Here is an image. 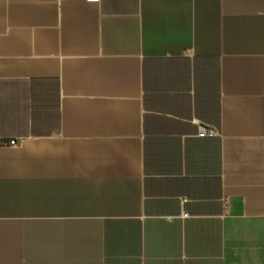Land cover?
<instances>
[{
    "label": "crops",
    "instance_id": "crops-1",
    "mask_svg": "<svg viewBox=\"0 0 264 264\" xmlns=\"http://www.w3.org/2000/svg\"><path fill=\"white\" fill-rule=\"evenodd\" d=\"M0 264H264V0H0Z\"/></svg>",
    "mask_w": 264,
    "mask_h": 264
},
{
    "label": "built area",
    "instance_id": "built-area-1",
    "mask_svg": "<svg viewBox=\"0 0 264 264\" xmlns=\"http://www.w3.org/2000/svg\"><path fill=\"white\" fill-rule=\"evenodd\" d=\"M88 1H99V0H88ZM217 133L216 129L213 127H207L206 125H199V135L206 136V135H215ZM7 144L17 145L18 139H10L6 142Z\"/></svg>",
    "mask_w": 264,
    "mask_h": 264
}]
</instances>
